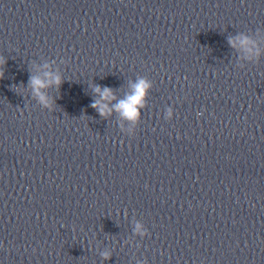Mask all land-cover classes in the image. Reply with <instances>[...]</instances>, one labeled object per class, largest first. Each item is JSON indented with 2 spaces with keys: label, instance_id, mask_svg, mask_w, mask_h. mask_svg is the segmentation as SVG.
<instances>
[{
  "label": "clouds",
  "instance_id": "1",
  "mask_svg": "<svg viewBox=\"0 0 264 264\" xmlns=\"http://www.w3.org/2000/svg\"><path fill=\"white\" fill-rule=\"evenodd\" d=\"M229 44L232 47H237V44L244 49L245 52L251 55H259L258 49L255 47L254 42L247 36L240 35L234 39H229ZM5 63L3 58L0 57V64ZM47 67V66H46ZM45 78H40L36 76H31L29 83L33 89L35 96L39 99L40 103L46 107L49 106V101L46 95L41 91L42 89L48 88L55 84L57 87L62 83L61 77L52 72H46L44 74ZM3 78V72L0 71V79ZM133 91L131 94L127 95L125 99L119 100L112 108L109 107V102L115 99L112 89L108 87L101 88L97 86L95 92L98 94L99 99L91 105L95 108L101 116H107L111 113L113 109L119 112V114L131 121L135 122L138 119L139 111L138 109L143 106L144 98L146 96L147 90L150 88V84L144 80L140 79L137 83L132 85ZM140 225H137V230H140ZM105 258H109L108 254H104Z\"/></svg>",
  "mask_w": 264,
  "mask_h": 264
}]
</instances>
